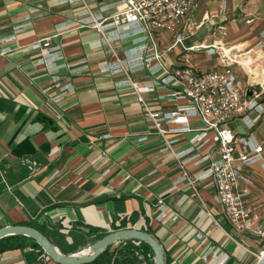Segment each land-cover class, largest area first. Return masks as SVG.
<instances>
[{"label": "crops", "instance_id": "0c3cea01", "mask_svg": "<svg viewBox=\"0 0 264 264\" xmlns=\"http://www.w3.org/2000/svg\"><path fill=\"white\" fill-rule=\"evenodd\" d=\"M117 3L0 0V99L13 105L12 110L0 112V228H36L60 253L71 255L124 224L123 229L150 234L164 250L166 264H256L245 251L257 253L264 250V244L251 231L232 229L210 182L198 184L196 192L185 184L175 185L180 176L177 164L162 152V143L136 94L123 83L125 75L102 70L112 71L117 59H128L137 45L136 28L108 31L109 42L102 44L101 35L80 26L79 18L86 12L84 5L92 14L107 17L117 12ZM207 16L202 17L199 2L198 10L190 15L196 24L201 21L196 31ZM195 34L184 31L179 48L172 47L171 35H156L167 69L185 66L181 57L198 47L194 46L197 42H190ZM44 38H50L46 50L31 49ZM248 49L245 44L227 51L220 46L215 56L206 54L217 63L210 70L222 69V52L230 58L231 51L240 55ZM252 57L247 59L249 71L262 72L256 76L259 83L264 82V53ZM45 58L48 63L42 62ZM233 67L243 78L240 68ZM128 76L139 87L152 81L141 70ZM166 93L158 88L142 97L153 110L167 111L176 103L155 99ZM260 103L264 107V94ZM37 113L50 122L36 120ZM261 117L264 123V113ZM227 128L236 136H240L239 128L246 129L240 119ZM188 137L175 136L174 149H185ZM243 137L264 148V133L249 132ZM22 142L24 152L17 154L14 150ZM256 166L244 169L253 184L240 187L249 193L245 205L252 210L250 223L264 226V169ZM197 172L190 167V174ZM65 229L69 239L61 232ZM124 244L116 243L110 251ZM131 245L143 257V264H153L149 246L138 241ZM0 264L56 263L27 244L0 254Z\"/></svg>", "mask_w": 264, "mask_h": 264}, {"label": "built area", "instance_id": "2783aa9c", "mask_svg": "<svg viewBox=\"0 0 264 264\" xmlns=\"http://www.w3.org/2000/svg\"><path fill=\"white\" fill-rule=\"evenodd\" d=\"M84 8L86 12L79 18L80 26L100 34L102 44L109 42L105 38L108 31L136 28L137 45L126 56L128 59H117L112 71L108 68L102 70L125 75L123 83L136 94L156 137L162 143V152L177 164L180 176L175 185L185 184L196 192L198 184L210 182L222 214L232 229L238 233L251 231L264 244V226L250 223L252 210L245 205L249 193L240 187L242 183L246 186L253 184L252 179L244 175V169L254 165L264 169V148L252 144L249 138L234 135L227 128L230 122L240 119L247 130L252 129L264 113L260 103L261 93L251 91L256 89V85L245 83L234 73L232 64H229L231 59L224 52L219 55L222 69L204 73L188 66L169 70L162 62L156 35H171L172 47L181 44L184 25L198 10V0H118L117 12L107 17L92 14L85 5ZM49 46L50 38H44L31 49L44 51ZM199 48L210 57L218 54V46L213 44ZM42 62L48 63V60L45 58ZM235 64L240 65L238 62ZM140 70L152 77L146 87H139L128 76ZM158 88L166 89L167 93L157 95L155 99L175 102L173 109L153 110L150 102L142 97L144 93H155ZM249 92L251 95H248ZM194 124L199 127L193 128ZM177 135H189L185 149L180 151L174 149L178 141L174 137ZM190 167L198 172L190 174ZM205 212L211 216L210 211ZM61 232L68 236L67 229ZM245 252L255 258L256 264H264V250Z\"/></svg>", "mask_w": 264, "mask_h": 264}, {"label": "rangeland", "instance_id": "374dc122", "mask_svg": "<svg viewBox=\"0 0 264 264\" xmlns=\"http://www.w3.org/2000/svg\"><path fill=\"white\" fill-rule=\"evenodd\" d=\"M206 2L203 4V2ZM201 5L202 17H205L203 25L198 29L197 24L191 21H187L184 25V31L187 34L192 35L196 33L194 37L190 39V42H197L198 46L192 52H187L181 57L182 63L185 66L193 67L199 72L204 73L206 70H210L211 66H215L217 63L215 60H209L204 49L199 48L203 44L205 45H218L228 50L231 46L245 44L249 45V49L245 53L240 52L238 55L236 52L230 54L229 64H232L233 68H238L241 73H244L242 80L247 83H253L258 89L264 83H259V79L256 74L261 76L262 72L249 71L248 68L243 65H237L236 62L244 63L250 56L256 52L264 53V0H198ZM208 12V13H205ZM203 20V19H202ZM183 31V33H184ZM184 37V36H183ZM220 45V46H219ZM179 48V44L174 46ZM243 53V54H242ZM235 54V55H234ZM242 56V57H241ZM210 57V56H209ZM253 58V57H252ZM213 59V58H210ZM255 59V57L253 58ZM261 61V60H260ZM240 64V63H239ZM256 78H254V77ZM252 77V78H251ZM264 94V91L261 92ZM262 118V117H261ZM258 125H261L259 129ZM252 132L255 136H259L260 132L264 133V123L257 121L254 125ZM240 136H247L249 132L246 129L239 128ZM257 166L254 165L251 168L255 169ZM120 230V229H119ZM117 231V230H112ZM69 238V236H67ZM66 237V238H67Z\"/></svg>", "mask_w": 264, "mask_h": 264}, {"label": "water", "instance_id": "95a60500", "mask_svg": "<svg viewBox=\"0 0 264 264\" xmlns=\"http://www.w3.org/2000/svg\"><path fill=\"white\" fill-rule=\"evenodd\" d=\"M261 93L264 91V85L257 89H251ZM251 95V92L248 93ZM51 224L50 221H48ZM8 236H23L34 241L43 251V253L56 264H91L109 246L123 241L131 240L146 244L153 252V264H166L165 253L160 244L148 233L135 229H121L106 234L103 238L93 242L82 251L64 255L58 251L51 241L39 230L30 226L10 225L0 228V239Z\"/></svg>", "mask_w": 264, "mask_h": 264}, {"label": "trees", "instance_id": "16d2710c", "mask_svg": "<svg viewBox=\"0 0 264 264\" xmlns=\"http://www.w3.org/2000/svg\"><path fill=\"white\" fill-rule=\"evenodd\" d=\"M12 107L13 105H10V103L0 99V112L12 110ZM35 119L46 125L50 122V119L39 113H37ZM23 147H25L24 142H22L14 151H17V154L23 153ZM22 156L25 157V155ZM124 227L125 225L121 224L119 227H113V230L123 229ZM104 236V234L98 235L96 239L99 240ZM131 242V240L121 242L125 243L124 246H121L114 251H110L112 246H109L106 251L91 264H143V257L137 254L134 246L131 245ZM27 244L42 251L34 241L26 237L8 236L0 239V254L11 250L22 249Z\"/></svg>", "mask_w": 264, "mask_h": 264}, {"label": "bare ground", "instance_id": "6f19581e", "mask_svg": "<svg viewBox=\"0 0 264 264\" xmlns=\"http://www.w3.org/2000/svg\"><path fill=\"white\" fill-rule=\"evenodd\" d=\"M240 63V65H243L244 67H247L248 65H249V62L248 61H245L244 63H242V62H239ZM249 70V69H248ZM253 73H254V70H253ZM254 77V76H253ZM252 78V77H251ZM254 78H256V77H254ZM262 80H264V79H262ZM262 83H264V82H262Z\"/></svg>", "mask_w": 264, "mask_h": 264}]
</instances>
